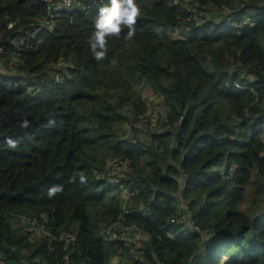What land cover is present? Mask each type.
<instances>
[{
	"label": "trees",
	"instance_id": "1",
	"mask_svg": "<svg viewBox=\"0 0 264 264\" xmlns=\"http://www.w3.org/2000/svg\"><path fill=\"white\" fill-rule=\"evenodd\" d=\"M107 2L73 0L39 26L44 0H0V57L18 33L28 44L14 62L26 77L0 73V264H264V0H136L134 39L111 38L97 61L86 41ZM186 3L228 17L189 20ZM59 61L70 66L47 76ZM144 78L171 129L118 140V109L144 106L123 95ZM115 158L119 176L105 169ZM77 171L87 183L69 182ZM54 185L63 192L48 199ZM20 215L51 237L29 239Z\"/></svg>",
	"mask_w": 264,
	"mask_h": 264
},
{
	"label": "rangeland",
	"instance_id": "2",
	"mask_svg": "<svg viewBox=\"0 0 264 264\" xmlns=\"http://www.w3.org/2000/svg\"><path fill=\"white\" fill-rule=\"evenodd\" d=\"M49 1V0H44ZM73 1V0H72ZM180 0H169V2L173 4L179 3ZM188 2L189 0H181ZM251 0H242L243 7L250 5L249 2ZM242 8V7H241ZM238 8V9H241ZM184 10L189 14L188 17L189 20L192 19H198V21L205 20V18H209L210 20L216 21L219 17H228V14L222 15V12L224 9L215 7H210L208 11L201 10V9H194L190 4H185ZM205 17V18H204ZM18 21V20H17ZM38 22V25L40 26V23L44 25V19L42 18H36ZM36 22V23H37ZM16 24V21L14 22ZM37 25V26H38ZM22 30L21 27L17 28ZM182 29H172L170 30V34L172 38L179 39L182 34ZM264 42V41H263ZM1 55V54H0ZM15 56H11V60L9 57H0V73L12 77H17L19 79H22L26 77V75L22 72L15 71L14 62H15ZM63 60V59H62ZM70 66L69 62L64 63L63 61H59L58 63H52L46 66L48 68L47 76H52L53 78L56 76L57 72L56 70H62L63 68H67ZM65 72L61 71V74ZM56 79V77H55ZM136 96V98H135ZM123 97L126 99H142L144 101V106L142 110L135 111L134 107L132 105H128L126 102L118 109V112L123 115L125 118L124 120L117 125L115 129V133L118 140H135L137 139L140 142H144L145 144H148L150 141V135L152 134H158L162 131L169 128V125L166 124L164 114L168 110L167 105L162 100L160 96L157 95V93L154 91V87L144 78L139 79L134 86L133 92L132 89H130ZM220 111L225 114L226 108L224 106L220 107ZM174 128V125H171ZM172 128V129H173ZM171 128H169L170 130ZM261 140L264 144V126H262V134H261ZM108 167V169H107ZM126 168V162H124L121 159H107L105 164V169H107V174H109L111 171H113L114 174L119 176L121 172ZM104 169V170H105ZM249 193V189H246ZM123 199L127 194L122 191ZM261 201L257 206H261L264 204V196H260ZM123 203V200H122ZM250 204V199L248 201V197H245V199L238 204V209L242 211L244 208H246ZM251 205V204H250ZM254 206V205H253ZM258 213V212H257ZM15 219V218H14ZM109 225V224H108ZM106 226L109 227V226ZM111 229L116 228V225L113 226V224L110 226ZM105 228V229H106ZM102 231V230H101ZM119 230H111L108 231V229L105 230V235L112 236L113 233H116ZM71 234V232H69ZM103 233V234H104ZM73 235V234H72ZM45 237V236H44ZM59 237H61V240L66 241L63 234H60ZM122 237V236H121ZM43 238V237H39ZM29 239L35 240L31 237ZM38 239V238H37ZM57 240V239H56ZM120 261V258L118 256H113V262ZM114 263V264H116Z\"/></svg>",
	"mask_w": 264,
	"mask_h": 264
},
{
	"label": "clouds",
	"instance_id": "3",
	"mask_svg": "<svg viewBox=\"0 0 264 264\" xmlns=\"http://www.w3.org/2000/svg\"><path fill=\"white\" fill-rule=\"evenodd\" d=\"M141 14V8L136 0H108L107 5L98 9L94 20V29L87 38L89 51L97 61L107 58L109 51V40L111 38H121L125 41H131L136 34L137 18ZM127 29L126 33L124 30ZM50 126L55 125L54 120L49 121ZM30 127V121L23 119L20 121V128ZM11 149L17 147V141L10 137L6 140ZM79 180L81 184L87 183L88 177L84 171L74 172L69 182L75 183ZM63 192V185H54L48 188L47 197L53 199Z\"/></svg>",
	"mask_w": 264,
	"mask_h": 264
},
{
	"label": "built area",
	"instance_id": "4",
	"mask_svg": "<svg viewBox=\"0 0 264 264\" xmlns=\"http://www.w3.org/2000/svg\"><path fill=\"white\" fill-rule=\"evenodd\" d=\"M72 3V0H49V1H45V7H46V14L43 17L44 19V24H45V19H51L53 17V13L59 12L61 10H67L70 8ZM13 25V22H8L7 23V28H11ZM40 25H42L40 23ZM25 38H27L26 36L23 37L21 36V34H17L12 36L9 39V44L13 47L14 51H13V55L15 56V58L18 55V51H21L25 48H27L28 44L27 41H25ZM264 45V44H263ZM2 51V48L0 47V52ZM113 171H111L109 173V175H113ZM183 209L184 207L181 206ZM182 217L180 218V220H182L181 222L184 223L183 226H185V221H183V219L186 217L185 214L181 215ZM18 222L21 226H23L27 232V234L29 235V237L33 238V239H37L39 237H51V235H49V233L47 232V230L44 229L43 225L41 223H39L34 217H26V216H19L18 217ZM113 226H115V224H113ZM134 229V225L133 224H129L126 227L123 228V230L125 231H132ZM108 231H110L108 229ZM72 235L70 233L64 234V238L66 239V241H68L70 239ZM113 236V234H112ZM57 240L61 239V237H57ZM65 241V242H66Z\"/></svg>",
	"mask_w": 264,
	"mask_h": 264
}]
</instances>
